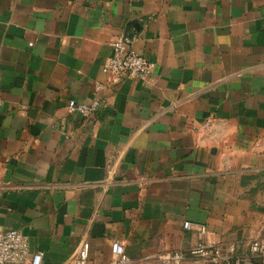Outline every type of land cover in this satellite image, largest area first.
<instances>
[{"label": "crops", "instance_id": "1", "mask_svg": "<svg viewBox=\"0 0 264 264\" xmlns=\"http://www.w3.org/2000/svg\"><path fill=\"white\" fill-rule=\"evenodd\" d=\"M119 35L145 78L102 73ZM184 221L240 252L264 237V0H0V231L42 264L82 241L88 264L114 241L159 264L198 240Z\"/></svg>", "mask_w": 264, "mask_h": 264}, {"label": "built area", "instance_id": "2", "mask_svg": "<svg viewBox=\"0 0 264 264\" xmlns=\"http://www.w3.org/2000/svg\"><path fill=\"white\" fill-rule=\"evenodd\" d=\"M112 54L102 66V73L111 75L115 81L125 78H145L155 66L153 61L147 60L134 51L130 39L119 35L110 42ZM100 86V85H99ZM98 86V88H99ZM100 106L97 99L89 103H77L70 100L67 104L69 113H77L84 118L92 117ZM209 121L204 123V127ZM183 228L195 230L198 240L187 250H167L157 254L159 264H181L186 258L202 259L211 264H264V237L254 239L248 243L246 251L240 252L235 245L221 246L211 244L205 239L206 227L203 224L183 222ZM29 253L27 237L18 230L7 229L0 231V264H42L39 252ZM89 243L82 241L75 256L65 264H88ZM131 259L125 253L124 245L120 241L111 244V257L106 264H131Z\"/></svg>", "mask_w": 264, "mask_h": 264}]
</instances>
